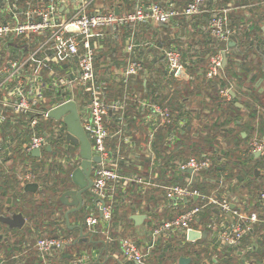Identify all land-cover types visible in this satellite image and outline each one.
I'll list each match as a JSON object with an SVG mask.
<instances>
[{"label": "built area", "instance_id": "2783aa9c", "mask_svg": "<svg viewBox=\"0 0 264 264\" xmlns=\"http://www.w3.org/2000/svg\"><path fill=\"white\" fill-rule=\"evenodd\" d=\"M89 1L59 0L43 6L19 8V0H1L10 18L0 21V163L12 160L16 147L28 154V159L48 160L43 155L47 151L46 145H50L48 151L51 154L53 152V160L57 156V161H62L63 164L75 163V167L78 166L81 161L78 146L66 137L65 123L62 118L55 119L47 114L53 106L74 100L81 126L89 135L91 153L99 156V160L92 161L91 165L92 184L89 192L86 191L90 201L86 204L88 212L83 214L86 226V230L82 228L84 233L105 234L107 247L116 243L123 261L148 264L149 257L157 247L161 252L167 247H181L187 230L197 223L201 211L216 208L219 213L236 216L237 219L223 226L210 218L205 223V229L225 245H238L251 224L264 219L254 211L247 216L240 214L236 206L231 207V200L224 190L217 188L204 192L194 186L192 175L198 174L201 177L200 173L208 170L212 162L206 155L199 158L191 154L184 160L171 155V150L175 149L180 140L183 119L182 115L178 116V112L169 107L168 98L164 101L151 100L132 91H125L122 97L132 104L135 114L138 112L142 134L130 127L132 119L129 118L134 116L128 111L130 107L125 112L123 100L106 99L104 76L111 75L113 79L124 82L139 78L146 84L150 72L142 58L136 54L149 42L136 40L134 30H130L122 47L125 60L118 64L108 60L105 63L108 66L105 74H101L95 67V49L101 46L102 27H111L109 29L114 31L118 29L116 27L129 23L149 21L156 25L168 22L178 13L193 19L205 11L208 16L201 28L202 33L218 42H228L231 39L228 11L233 2L223 5L220 2L210 4V0H187L181 10L174 7L171 0H163L162 3L152 1L148 4L139 2L133 10L119 13L117 7L105 9L99 5L87 10ZM261 3L264 6V0ZM62 10L63 13H60ZM20 15L23 20L19 19ZM69 25L77 27V30L69 29ZM227 49L228 47L219 48L208 55L205 69L207 80H217L216 78L225 75L223 55ZM159 56V64L164 68L166 78L177 75L178 68L186 63L175 44L160 46L157 58ZM76 87L81 88L82 92L89 90L87 101L80 107L75 99ZM231 88L226 78L225 82L217 84L218 95L224 102L232 99ZM48 98L50 103L46 105ZM187 112L188 110L185 116ZM111 113H117L119 120L113 129L110 126ZM160 133L166 147L162 156L156 151ZM73 145L77 146L76 152L70 153L69 148ZM247 146L249 152H259L264 158V137H251ZM34 148L40 150L38 156L30 154ZM143 156L146 159V178L141 176L142 165L138 164ZM188 168L191 169L190 172H187ZM176 172L183 175L174 181L173 175ZM160 173L167 177L166 183L158 180ZM17 174L22 184L34 181L33 166L26 164V161L18 163ZM132 182L138 184L143 192L147 185L161 188L165 198L164 205L174 210L179 207L169 216L156 218L153 214L155 207L146 205L136 208V203H131L134 212L145 214V221L150 228L147 237L138 238L137 241L131 236H118L111 229L112 224L119 228L121 226V219H114L113 209L124 194L121 197L116 194L120 189L125 190V186ZM91 193L96 194V198H92ZM259 196L263 198L264 193ZM83 198L82 207L86 200L84 195ZM63 226L64 222L59 220L53 235H35L31 245L44 264H49L47 256H51L54 251L63 250L72 239L75 242L83 238L79 236V232L74 238L66 235ZM109 231L112 233L109 234ZM20 253L21 250L12 253V259H18ZM92 257L80 252L69 263L91 264L94 263ZM164 257L166 258V254ZM4 261V258L1 259L0 264H4Z\"/></svg>", "mask_w": 264, "mask_h": 264}, {"label": "trees", "instance_id": "16d2710c", "mask_svg": "<svg viewBox=\"0 0 264 264\" xmlns=\"http://www.w3.org/2000/svg\"><path fill=\"white\" fill-rule=\"evenodd\" d=\"M57 0H19L18 6L19 8H26L27 6H43L50 4L52 2H56ZM152 1L155 2H163V0H90L87 4V10H91L94 5L103 6L105 9L117 7L119 13L128 12L135 8V6L139 2L143 3H150ZM174 3V7H176L178 10H181L183 6L186 4L187 0H171ZM214 0H210V4L213 3ZM233 2V5L230 7L229 11V20H230V26L229 33L234 35H237V33L242 34L241 37L243 38L240 40V42L243 43H253V40H248V36L250 35L249 30L247 28H242L240 26V22L237 20L239 17L238 10L246 5L255 4L257 7H261L262 0H247V4L244 3V0H220L216 2H220L223 4H229ZM245 5H244V4ZM249 3V4H248ZM2 4V2H1ZM63 13V10L60 12ZM10 15L5 12V9L0 8V21H4L6 19H9ZM20 20H23V16H19ZM189 20V22H188ZM192 19L186 18V16L183 13H178L174 15L168 22H160L154 26L149 21L145 22H137V23H129L125 24L119 27H116L118 29L116 30H110L111 27H102L104 29L100 30V40H101V46L99 48H96V57H95V67L101 74H105L107 72L108 66L105 64L108 60H111L114 64H118L119 62H123L125 60V55L122 51L123 42L125 37L129 34L130 30H134V38L139 40L137 38L138 31H143L141 33L146 35V40L154 45L152 47L150 45L147 46L146 49V59H143L144 65L149 69V77L146 79V84H143L142 79L139 78H132L128 79L127 81H120L115 80L112 78V76H104V92L106 95V99H120L124 101V110L127 113V109L129 108V112L132 113L134 117H130L129 119H132L131 123H135L137 125V131H140V134L143 133L141 130V126L139 124V118H138V112L135 114V110L133 109V106L131 103L128 102L127 99L122 97L125 93V91H132L138 96L142 97H148L151 100H160L164 101L166 98L167 103L169 107L172 110H175V107L177 105V100L180 105H182V99L186 95L188 96L189 92H198L199 89L200 92L203 89V92L205 91L206 87L208 88L207 93L208 97H210L209 102L207 103V108L214 107L217 110H223V108L228 107L230 112L233 110H237V107L234 105L232 99L230 101L224 102L223 99L218 95L217 92V84H221L225 82V78H235L237 81H239L243 75L247 72L248 65L243 62H241L240 65H238V70H234V64L233 61L229 58H227V62L223 66V73L225 74L221 78L214 79H206L205 77V69L207 67L208 63V55L216 51L219 48H226L228 47V42H218L214 40L212 37H210L208 34H202L201 32H198V34H189V35H195L196 37L201 36L199 39H196L203 43V50L204 52L201 54V62L197 64L193 63H184V67L187 69L189 76L191 77V82H194L196 86H194V89H189L191 82L188 79H183L179 75H170L168 78H166V73L164 68L159 64V60L161 59V56L157 58V52L159 50V47L164 45L168 46L170 44L175 43L178 45L179 41V35L175 34V37L171 38L172 31H175V28H182L183 30H186L187 28H192L191 33L197 31L193 27V24H191ZM254 25V23L252 24ZM156 28H163V29H156ZM238 28H241L240 32H238ZM140 34V33H139ZM184 36V34H183ZM180 40V39H179ZM242 44H239L238 48L242 50L241 47ZM141 50V49H139ZM179 50L181 51V54L183 56V50L179 46ZM244 50V48H243ZM139 57V56H138ZM64 65V64H63ZM65 66V65H64ZM146 89V91H145ZM81 88H75V99L77 101V105L80 107L81 105L85 104V102L88 99L89 96V90L82 92ZM184 95V96H183ZM46 105H49L50 101L49 98L46 100ZM129 103V104H128ZM202 109V108H201ZM180 111V110H179ZM203 112V111H202ZM186 113V109L182 108L180 112H178V116L184 117ZM232 113V112H231ZM202 114V113H201ZM200 114V115H201ZM208 114H202V116L208 117ZM117 113H111L110 114V126L113 129V127H116L118 124V118ZM197 115V114H196ZM198 114V116H200ZM232 115V121L236 122V116L233 114H228L227 117L224 119L223 124H219L216 120L210 122L209 125H202L199 129H193L192 132L196 133V137H187L185 136L186 133L190 134V130L186 129V126L191 124V120L187 118V115L185 116V125L183 127V133H181V138L179 142L176 144L175 149L171 150V155L174 157L184 160L185 155L187 154H195L197 157L201 158L204 153H206L209 150H212L214 148V144L217 146L221 145L219 140L217 141L218 134L221 133L224 136L228 138L226 140L228 143L233 142L234 145H239L242 142H245L247 139V136L242 137L240 134V130L243 129L241 124H238L239 129L233 131V129H228L224 131L222 129L228 119V116ZM201 118V117H199ZM231 120V118H230ZM46 128L48 126H45ZM241 128V129H240ZM258 136H262L264 134V123L262 122V125H258L257 129H255ZM189 139V142H188ZM186 140V141H185ZM158 146L160 148L156 147V151L159 155H164L166 147H164L163 143V135L160 133L158 135ZM156 144V145H157ZM76 145H73L69 148L70 153L76 152ZM225 152V151H224ZM178 154L179 157L176 155ZM52 155L53 159H55V156L53 155V152L51 154L50 151L44 152L43 157L46 158V156ZM248 159L243 158L238 161V163H245L250 158L254 157V154L252 152H249L247 155ZM259 158V156L257 157ZM257 158H254V160H257ZM20 159L19 161H17ZM238 157H236L235 161H237ZM26 164H31L33 166L34 170V178L33 180L36 181L39 186L36 191H26L24 190V183L22 184V180L18 177L17 174V167L19 162H25ZM215 162V161H214ZM234 162V161H233ZM227 163V162H226ZM258 165V162L257 164ZM222 166V167H221ZM75 167L74 164H63L62 161H48L46 159L41 160H35L34 158L28 159V154L24 153L21 149L18 147L14 150V158L12 160H9L8 162H5L4 164L0 163V215H7L11 212H18L20 211L22 215L26 219V223L24 228L18 230V235H16V239L14 242L23 243L26 241H29L28 245H25V248L30 250L28 258H18L17 264H44L41 262L42 260L38 257L36 254L33 245L34 237L41 236L43 234L49 235V233L54 234L53 232L56 231L57 225L59 223L58 219L57 222L54 220H51V217H57V214L59 215L58 218H61L62 221H64V212L63 210L59 209L62 207V202H60L58 198V194L60 191L59 185H62V189H66L72 184L70 172ZM148 167V165H147ZM213 172H217L219 174V170L222 171L223 165L216 164L214 167H211ZM247 172L249 176H252V179L249 180L246 184V188L248 190V194H252L255 192V189L261 188V184L255 183V179L260 178V174L253 175L252 170ZM204 171L200 173L203 174ZM216 174V173H215ZM161 174L158 175L157 178L161 177ZM50 181V185L48 184ZM175 181V179H174ZM208 184L212 186V183L209 179H200L199 182L195 183L194 186L198 187L202 191H207L209 188L207 187ZM215 184V183H214ZM207 185V186H206ZM72 186V185H71ZM250 187V188H249ZM152 188H156V193L162 191L161 188L158 187H152L150 185L146 186L145 192H143L141 189H139L138 184L135 182L128 183L127 186H125V190H121L116 194L117 197H121L122 194H124L123 197L118 199V202L116 206L114 207V218L117 221V219H126L130 223H133V219L129 216L131 213L134 212V208L130 205L131 203H137L143 198H146V200H150L149 198L152 195ZM254 189V190H253ZM125 192V193H124ZM159 195V194H157ZM10 198V203L7 204V198ZM84 197H86L85 205L81 207L80 209L76 210L75 213L80 216V213L85 214L88 212V208L86 207V204L89 203L90 198L88 193L86 192L84 194ZM142 198V199H141ZM159 198V197H158ZM125 199V200H124ZM130 201V202H129ZM92 207V206H90ZM58 208V209H57ZM56 209V211H54ZM83 209L85 211H83ZM53 213V215H52ZM69 214V213H68ZM52 215V216H51ZM80 216V217H82ZM0 225L2 223L0 222ZM84 228L86 227L85 224L82 225ZM16 229V228H15ZM13 230L16 233V230ZM63 230L66 233V235H71L72 238L76 237L77 232L73 229H68L63 226ZM249 232V230H248ZM99 236H102L101 233L95 232L93 233V240ZM73 241V239H72ZM69 242L66 244L65 248L59 252L54 251L51 256H47V262L49 264H70L69 261L73 260L75 256L79 254L81 250H93L95 248L102 247V243L98 242L99 240L92 241L88 238L85 239H77L75 242ZM100 246V247H99ZM5 252L4 255L7 259L0 256L1 259H5L4 264H12L14 263L12 259H10L11 256V249L9 247H4ZM14 249H16L14 247ZM11 250V251H10ZM164 252H161L162 254H157L156 252L154 255V259L156 261V264H177V258L180 255H184L181 252V249L179 248L177 251L174 248H164ZM16 253V252H14ZM185 253V252H184ZM196 253V260L194 264H200V259L202 258L201 254H198L197 251H190L188 254ZM166 254V258L164 255ZM206 253H204L205 255ZM9 259V260H8ZM209 263L213 264L212 258H208ZM222 263L225 262V257L221 261ZM48 264V263H46ZM155 264V263H154ZM216 264V263H214Z\"/></svg>", "mask_w": 264, "mask_h": 264}, {"label": "crops", "instance_id": "0c3cea01", "mask_svg": "<svg viewBox=\"0 0 264 264\" xmlns=\"http://www.w3.org/2000/svg\"><path fill=\"white\" fill-rule=\"evenodd\" d=\"M59 1V0H57ZM79 1V0H78ZM213 2L217 3L216 0ZM247 0H244V3H246ZM243 3V4H244ZM247 4V3H246ZM249 4V3H248ZM225 5V4H223ZM245 5V4H244ZM0 8H2L1 0H0ZM230 11V10H229ZM228 11V12H229ZM239 17L237 20L241 23L240 26L242 28H247L249 30V36L248 40H253V43H243L240 42L243 38L241 37L242 34L237 33V35H232V44L229 43L228 41V49L225 53L226 55V62L227 58H229L233 61L234 64V70H238V65L241 64V62L245 63L246 66L248 65L247 72L245 75H243L240 80L237 81L235 78H226L228 82H230L232 88H231V96H232V101L234 105L237 107V110L235 112L233 111V115L236 116V122L232 121L233 116L229 115L228 119L222 129L224 131L228 129H233V131L239 129L238 124H241L242 128L240 130V134L242 137L247 136V139L245 140L244 143L247 144L248 140L257 135L255 129H257L258 125H262V122L264 123V6H261L260 8L257 7L255 4L251 5H246L243 6L238 10ZM208 16V13L203 11L201 14L194 16L192 19L191 24H193V27L197 29L195 32H190L192 28H187L186 30H183L182 28H175V31H172L171 33V38L175 37V34L179 37L178 41V47L180 46L183 50V59L184 62L186 63H193L197 64L201 62V54L204 52L202 46L203 43L196 40L199 39L201 36L196 37L195 35H189V34H198V32L202 33V29L206 23V18ZM230 21V20H229ZM189 22V20H188ZM254 23V25H252ZM156 26V25H154ZM238 32H240L241 28L237 29ZM143 31H138L137 33V38L139 41H144L146 42V35L141 33ZM140 33V34H139ZM184 34V36H183ZM205 34V33H202ZM137 40V39H136ZM231 40V39H230ZM150 44L154 45L149 41ZM147 44L145 46L141 47V50H139L136 54V56H139L140 58L146 59V49L147 46L150 45ZM175 44V43H173ZM239 44H242V50L238 48ZM152 45H150L152 47ZM176 45V44H175ZM244 48V50H243ZM225 62V63H226ZM263 62V63H262ZM177 72V71H176ZM180 73H176L183 79H188L191 82V77L188 74L187 69L183 66L182 70L179 71ZM196 86L194 82H191L189 89H194L193 87ZM198 90V92H192L188 91L189 94L188 96H184L182 99V105L179 104L177 100V105L175 107V110L177 112H180L182 108H185L187 112V118L191 120V124L186 126L187 130H190V134H187L185 136L187 137H196V133L192 132L193 129H199L202 125H209L210 122L214 121L213 119L210 120L211 117V112L214 110H217L214 107L207 108V103L210 100V97H208L207 90L208 88L206 87L205 91L203 92V89L201 88ZM263 99V101H261ZM202 108V109H201ZM180 110V111H179ZM203 111V112H202ZM208 114V117L202 116V114ZM197 114V115H196ZM198 114L200 116H198ZM240 116H239V115ZM201 117V118H199ZM185 117H182L183 122H182V128L180 131V138H181V133H183V127L185 125ZM231 118V120H230ZM130 127L137 129V126L134 123H130ZM264 137V134L262 135ZM226 140L228 138L226 137ZM186 141V140H185ZM189 142V139H188ZM220 142V141H219ZM220 146H216L214 144V148L212 150L207 151L203 155L209 156L211 158L212 166L214 167L216 164L223 165L224 170L228 171L226 174H224V177L222 176L220 170L219 174L217 172L211 171L212 168L210 167L208 170H205L203 174H201V179H209L210 182L212 183V186L208 184L209 189H220L224 190L227 192L231 202L235 203V206L238 208L240 214L243 216H247L250 212L254 211L260 216V218L264 219V197L261 198L259 195L261 193H264L261 191V189L264 186V181H262V174L264 176V158L262 159L261 164L259 163L258 165H251L250 159L247 160L245 163H238L239 160L243 159L246 157L248 159L247 155L241 156L239 155H234L226 157L224 154H219L216 153L215 151H219L222 153L226 152V145L231 146L232 148L235 149L236 146H240L242 143L239 145H234L233 142H227L223 143L220 142ZM157 147L160 148V146ZM225 151V152H224ZM178 157L179 155L176 154ZM191 155V154H190ZM189 154L185 155L184 159L188 156ZM197 156V155H195ZM262 157L259 154L255 155L254 157L251 158L254 160L256 157ZM203 157V156H202ZM236 157H238L237 161H235ZM180 158V157H179ZM215 161V162H214ZM234 161V162H233ZM227 162V163H226ZM138 164H141V171H142V177L146 178L147 174V169H145V164H146V159L143 156L138 160ZM231 164L235 166L234 169H236V172L234 174L232 173V168ZM222 167V166H221ZM250 170H252L253 175H258L260 174V178L255 179V183H262L261 188L255 189V192L252 194H248L246 184L249 182V180L252 179V176L247 173ZM134 170H136V167H133ZM223 170V169H222ZM138 171V170H136ZM216 173V174H215ZM183 174H178L176 172L175 176L173 175V180L179 179ZM159 181L167 182V177L164 175H161L160 178H158ZM200 179L197 181L199 182ZM194 182L193 184L197 183ZM224 182V183H223ZM215 183V184H214ZM156 188H152V195L149 198L150 200H146V198H141L139 202L135 204L136 208H141V207H146L147 206H152L155 207L154 211V216L156 218L162 217V216H169L176 212V210L179 208L177 206L176 210L174 209H168L165 204V198L163 196V192H157L156 193ZM159 194V195H157ZM159 197V198H158ZM70 198V197H69ZM145 201V202H144ZM141 202V203H140ZM144 202V203H143ZM10 203V202H9ZM7 203V204H9ZM142 204V205H141ZM144 204V205H143ZM67 209L70 208V206L66 205ZM76 210H72L68 212V224L66 222V217H65V212H64V225L68 229H73L77 233L80 231L79 228L84 225L83 222V216L80 217L77 212L75 213ZM12 213V212H11ZM133 213H141V212H133ZM131 213V214H133ZM10 214L7 212V215ZM131 214L129 215L131 217ZM212 218L215 220L217 223L220 225H228L231 221L236 220V216H225L222 213H219L218 211L215 210H207L203 209L197 218V223L194 224L190 229L194 231H206L205 236H197L195 238H188V229L186 234H185V242L184 244L179 247L181 249V252L184 255L180 256H189L190 261L187 264H190L192 260H196V253H191L188 254L190 251H197L196 247L198 248V245H204L207 246L205 248H209L207 250L204 256L200 259V264H212L209 263L208 258H212L213 264H264V221L263 220H258L254 223L251 224L249 232H246L242 238L241 241L238 245L236 246H230V245H225L220 242L219 239H217L212 232H209L205 229V223L207 222L208 219ZM2 223V222H1ZM26 223V222H25ZM131 225H135L137 228V237L141 239L146 238V234L148 233V230H146V227H148L147 221H145V218L142 220L140 224H136L133 220V223H130ZM25 225V224H24ZM23 225V226H24ZM21 228H9L6 224L2 223L0 225V256L4 257L7 259L4 255L5 248L4 247H9L12 253L22 251V253L19 254L18 258H28L30 250L25 248V245L29 244V241L23 242V243H18L14 242L16 239V235H18V230L22 229ZM112 228H114V224H112ZM111 228V229H112ZM16 230V233H13ZM84 229V228H83ZM86 230V228H85ZM113 230V229H112ZM13 233L15 235V239L11 238L9 234ZM55 233V231L53 232ZM85 238H88L89 240L96 241L95 239L93 240V234L88 233L85 231ZM101 241V240H99ZM115 246V247H113ZM113 246L109 247H100V248H95L93 250H81L80 252H84L87 255L90 254L92 255V261L94 263L91 264H134L130 262L123 261V257L120 256V252L118 250V247L116 248L117 244L115 243ZM14 247L16 249H14ZM179 248H174L176 251ZM79 252V253H80ZM157 254H162L160 248H156L154 251ZM153 252V253H154ZM185 252V253H184ZM11 253V255H12ZM200 254V252L198 253ZM152 256V255H151ZM225 257V262H221L222 259ZM179 258V256H178ZM178 258H177V264H178ZM10 259H12V256H10ZM123 259V260H122ZM9 260V259H8ZM14 263L12 264H17V259H12ZM126 262V263H123ZM194 262V261H193Z\"/></svg>", "mask_w": 264, "mask_h": 264}, {"label": "water", "instance_id": "95a60500", "mask_svg": "<svg viewBox=\"0 0 264 264\" xmlns=\"http://www.w3.org/2000/svg\"><path fill=\"white\" fill-rule=\"evenodd\" d=\"M116 12V10H115ZM71 30H77V27L73 25L68 26ZM229 43L232 44V36ZM226 62V55H223V65ZM183 67H179L176 73H180ZM48 116L58 119L62 118L63 122L66 125V137L78 146V153L81 157L80 164L76 166L70 173L71 181L75 187L68 188L62 192L59 196L60 202L70 206L65 212L66 222L68 224V212L72 210H78L82 207L84 198L83 195L89 192V187L92 184V179L90 178V170L92 161H98L99 156L93 155L91 153L89 135L83 130L80 119L78 117L77 106L74 100H67L56 106L50 108L47 112ZM45 150H50V145H46ZM32 156H38L40 150L34 148L30 151ZM255 155H258L259 152H254ZM187 172H190L191 169H186ZM198 174L192 175V182H197L199 180ZM38 188V183L36 181H29L24 184V190L34 192ZM92 198H96V194L91 193ZM70 197V198H69ZM10 201V198H7V202ZM235 203L231 202V207H234ZM131 218L136 224H140L145 218L144 213H134L131 214ZM0 222L6 224L9 228H21L25 223V217L20 211L12 212L8 215H0ZM79 236L85 237V233L82 231V227L79 228ZM206 231H194L192 229L188 230V238L192 239L197 236H205ZM76 241V240H75ZM190 261L189 256H179L178 264H187Z\"/></svg>", "mask_w": 264, "mask_h": 264}, {"label": "rangeland", "instance_id": "374dc122", "mask_svg": "<svg viewBox=\"0 0 264 264\" xmlns=\"http://www.w3.org/2000/svg\"><path fill=\"white\" fill-rule=\"evenodd\" d=\"M157 30L159 29H163V28H156ZM263 63V62H262ZM261 101H263V99H261ZM232 113H233V110L231 111ZM230 112V110L228 109V107H225V108H223V110H214V111H212L211 112V117H210V120H216L219 124H223V122H224V119L227 117V115L228 114H232ZM239 115V114H238ZM240 116V115H239ZM238 129V128H237ZM254 137V136H253ZM252 137V138H253ZM220 141V142H223V143H226V135L224 136L223 134H221V133H219L218 134V137H217V141ZM226 144H228V143H226ZM216 146H217V144H216ZM220 146V145H219ZM226 152L225 153H222V152H219V151H215L216 153H221V154H224V155H226V157H228V156H232V157H234V155H238V153H239V155H241V156H244V155H248V153H249V148H248V146H247V144L246 143H242L240 146H236L235 147V149L234 148H232V145L231 146H229V145H226ZM238 155V156H239ZM194 156H195V154H194ZM46 158H48V161H52L53 160V157H52V155H48V156H46ZM257 158V157H256ZM262 159H263V157H260V158H257V160H253V159H251L250 158V161H251V165H255V164H257V162H258V164L260 163L261 164V162H262ZM210 160H211V158H210ZM231 167H233L232 168V173L234 174V172H236V169H234L235 168V166H233L232 164H231ZM225 168H227V171L229 170L228 169V167H225ZM227 171L226 170H224V167H223V170L222 171H220L221 172V174H222V176L224 177V174H226L227 173ZM262 181H264V176H263V174H262ZM255 182V181H254ZM224 183V182H223ZM49 185L51 184L50 183V181H49V183H48ZM71 185L72 184H70V186L69 187H71ZM68 187V188H69ZM59 188H60V191H59V194H58V198H59V196L62 194V192L63 191H65L64 189H62V185L60 184L59 185ZM250 188V187H249ZM254 190V189H253ZM248 191V190H247ZM261 191H263L264 192V186H263V188L261 189ZM10 202V201H9ZM9 202H6V203H9ZM62 207H60L59 209H61V210H63V212H65V210H67V206H66V204H63L62 203ZM58 209V208H57ZM54 211H56V209L54 210ZM83 211H85L84 209H83ZM52 215H53V213H52ZM51 215V216H52ZM58 214H57V217H51V220H54L55 222H57V219H58V221L60 220V222H61V218H58ZM80 216H82V214L80 213ZM162 217H164V216H162ZM166 217V216H165ZM114 219H116V218H114ZM121 226H120V228H119V226H114V228H112L113 230H114V233L115 234H117L118 236H121V237H125V236H131L132 237V239L133 240H135V241H137L138 240V237H137V226L135 227V225H131L130 224V222L129 221H127V220H125V219H123V218H121ZM122 221H125V223L124 224H122ZM63 224V223H62ZM150 228L149 227H146V230H149ZM109 234H111L112 232L111 231H109L108 232ZM10 235V237L11 238H14L15 239V235L13 234V233H11V234H9ZM43 235H47V234H43ZM49 235H53L52 233H49ZM146 237H147V234H146ZM96 240H101V241H98V242H100V243H102V248L104 247H107V243H106V237H105V234L104 235H102V236H99V237H97L96 238ZM100 247V246H99ZM113 247H115V246H113ZM118 246H116V248H117ZM205 247H207V246H204V245H198V248L196 247V250H197V252L199 253L200 252V254L202 255V256H204V253L207 251V250H209V248L207 249V248H205ZM119 248V247H118ZM154 255H155V253H153L152 254V256L151 257H149V259H148V264H156V261H155V259H154ZM195 262V259L194 260H192V262L190 263V264H194V262Z\"/></svg>", "mask_w": 264, "mask_h": 264}, {"label": "flooded vegetation", "instance_id": "af4514ba", "mask_svg": "<svg viewBox=\"0 0 264 264\" xmlns=\"http://www.w3.org/2000/svg\"><path fill=\"white\" fill-rule=\"evenodd\" d=\"M90 178L92 179V171L90 170ZM73 187H75L74 186V184L72 183V186L71 187H69V188H73ZM68 189V188H67Z\"/></svg>", "mask_w": 264, "mask_h": 264}]
</instances>
